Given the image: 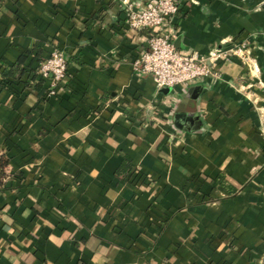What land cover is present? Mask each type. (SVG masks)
Instances as JSON below:
<instances>
[{
  "label": "crops",
  "instance_id": "crops-1",
  "mask_svg": "<svg viewBox=\"0 0 264 264\" xmlns=\"http://www.w3.org/2000/svg\"><path fill=\"white\" fill-rule=\"evenodd\" d=\"M120 1L0 0V264H264V0L181 4L175 49L244 42L256 71L171 88L133 74Z\"/></svg>",
  "mask_w": 264,
  "mask_h": 264
},
{
  "label": "built area",
  "instance_id": "built-area-1",
  "mask_svg": "<svg viewBox=\"0 0 264 264\" xmlns=\"http://www.w3.org/2000/svg\"><path fill=\"white\" fill-rule=\"evenodd\" d=\"M185 2L193 3L192 0H146L142 4L134 0L120 1L126 28L132 32L146 31L145 49L131 62L134 75H148L156 87L171 88L211 78L214 63L230 57L237 58L247 68L256 71L244 42L214 47L205 55L175 49L165 30ZM36 72L40 80L49 83L45 97L53 96L66 73L64 54L59 50L52 51L39 63Z\"/></svg>",
  "mask_w": 264,
  "mask_h": 264
},
{
  "label": "trees",
  "instance_id": "trees-1",
  "mask_svg": "<svg viewBox=\"0 0 264 264\" xmlns=\"http://www.w3.org/2000/svg\"><path fill=\"white\" fill-rule=\"evenodd\" d=\"M21 64V60H19V62L11 67V68H4L2 71H1V77L3 79L5 78H14V79H18L21 74H22V70L19 68V65ZM6 165V160H2L0 159V179L4 176V167Z\"/></svg>",
  "mask_w": 264,
  "mask_h": 264
},
{
  "label": "rangeland",
  "instance_id": "rangeland-1",
  "mask_svg": "<svg viewBox=\"0 0 264 264\" xmlns=\"http://www.w3.org/2000/svg\"><path fill=\"white\" fill-rule=\"evenodd\" d=\"M249 58H251L252 59V57H251V55L249 54Z\"/></svg>",
  "mask_w": 264,
  "mask_h": 264
}]
</instances>
